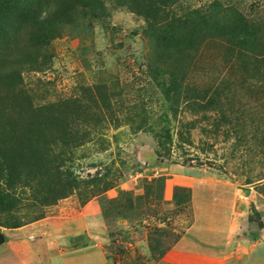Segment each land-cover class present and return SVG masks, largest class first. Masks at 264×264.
Instances as JSON below:
<instances>
[{
  "label": "rangeland",
  "instance_id": "rangeland-1",
  "mask_svg": "<svg viewBox=\"0 0 264 264\" xmlns=\"http://www.w3.org/2000/svg\"><path fill=\"white\" fill-rule=\"evenodd\" d=\"M0 52V264H264V0H0ZM201 175L252 192L216 257Z\"/></svg>",
  "mask_w": 264,
  "mask_h": 264
},
{
  "label": "crops",
  "instance_id": "crops-1",
  "mask_svg": "<svg viewBox=\"0 0 264 264\" xmlns=\"http://www.w3.org/2000/svg\"><path fill=\"white\" fill-rule=\"evenodd\" d=\"M193 180H199L200 186L197 187L198 190L196 188L192 189V187H177L175 181L166 180L164 189L166 198L172 200L177 188H186L190 191V205L193 211L195 194L199 193V191L202 193L211 191L215 194V198L212 200L214 208L208 210L209 213L204 218L195 215L193 212V223L178 238L175 248L181 253L201 257H216L225 254L231 237H233L237 227H239L242 206L244 208L245 201L250 200L251 189L248 187L238 189L232 183L216 180L206 175L193 177ZM225 200L228 201L227 204L223 203ZM225 205H230L228 218L223 215L226 209ZM225 219L226 226L221 224ZM220 234L222 235L221 238H219ZM220 240L221 242L219 243L218 241ZM218 247L219 249H217ZM73 252L90 253L87 248L74 249ZM64 264H67L66 261Z\"/></svg>",
  "mask_w": 264,
  "mask_h": 264
},
{
  "label": "trees",
  "instance_id": "trees-1",
  "mask_svg": "<svg viewBox=\"0 0 264 264\" xmlns=\"http://www.w3.org/2000/svg\"><path fill=\"white\" fill-rule=\"evenodd\" d=\"M46 19H47V18H46ZM50 19H51V18H50ZM50 22H51V21L48 19V23H50ZM43 24H44V21L35 22V23H34L35 26H33V27H35V32H36V33L42 35V38H41V36L39 35L40 38L43 39L42 41H45V40H46L45 37H46L47 35L51 34V30H46V29L44 28ZM49 29H50V28H49ZM36 33H33L32 37H31V38H33L34 40L36 39V38H34V37H37V36H36ZM40 38L38 37V39H40ZM0 53L2 54V52H0ZM0 74H3L2 76H3V77H6V78H9V77L12 78L13 74H16V70H15L14 68H8V69H6L5 71L0 72ZM170 77H171L172 80H173V79H177V78L175 77L174 73L170 74ZM174 86H176V85H174ZM177 190H178L179 192H181V193H184L185 196H187V200H188V201L190 200V191H189L188 189H186V188H178ZM6 197H7V196H6Z\"/></svg>",
  "mask_w": 264,
  "mask_h": 264
},
{
  "label": "water",
  "instance_id": "water-1",
  "mask_svg": "<svg viewBox=\"0 0 264 264\" xmlns=\"http://www.w3.org/2000/svg\"><path fill=\"white\" fill-rule=\"evenodd\" d=\"M4 241L3 235L0 234V243Z\"/></svg>",
  "mask_w": 264,
  "mask_h": 264
}]
</instances>
